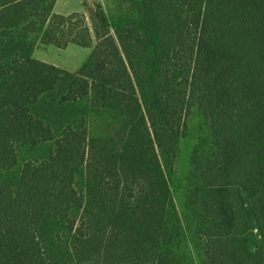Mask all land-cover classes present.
<instances>
[{"label": "trees", "instance_id": "trees-1", "mask_svg": "<svg viewBox=\"0 0 264 264\" xmlns=\"http://www.w3.org/2000/svg\"><path fill=\"white\" fill-rule=\"evenodd\" d=\"M0 0V264H185L168 171L211 145L188 204L201 264H264V0ZM92 49L75 72L36 49Z\"/></svg>", "mask_w": 264, "mask_h": 264}, {"label": "rangeland", "instance_id": "rangeland-1", "mask_svg": "<svg viewBox=\"0 0 264 264\" xmlns=\"http://www.w3.org/2000/svg\"><path fill=\"white\" fill-rule=\"evenodd\" d=\"M114 0H88L89 5L102 3L107 9L112 8ZM57 11L67 15L84 13L82 0H61ZM92 54V49H84L76 45H70L67 49L60 50L54 46L47 49H36L33 57L37 60L53 64L69 71H77L87 62ZM211 145L209 127L201 113L194 111L188 119V134L182 140L175 169L168 171L172 193L177 210L183 224L182 248L186 251L185 264H201L200 241L196 239L194 230L195 222L193 212L188 204L189 181L192 173V159L197 152L207 151Z\"/></svg>", "mask_w": 264, "mask_h": 264}, {"label": "crops", "instance_id": "crops-1", "mask_svg": "<svg viewBox=\"0 0 264 264\" xmlns=\"http://www.w3.org/2000/svg\"><path fill=\"white\" fill-rule=\"evenodd\" d=\"M60 1H61V0H58V1H57L56 5H55L54 12H55L56 14H59V15H64V14H62V13H60V12L57 11V7H58ZM82 2H83V0H82ZM67 15H70V14H67ZM51 47H52V46H51ZM49 48H50V47H49ZM40 61H41V60H40Z\"/></svg>", "mask_w": 264, "mask_h": 264}]
</instances>
